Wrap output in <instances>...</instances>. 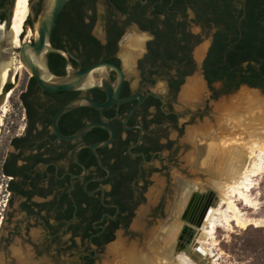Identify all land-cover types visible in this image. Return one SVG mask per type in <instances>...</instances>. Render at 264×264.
<instances>
[{
  "label": "flooded vegetation",
  "instance_id": "af4514ba",
  "mask_svg": "<svg viewBox=\"0 0 264 264\" xmlns=\"http://www.w3.org/2000/svg\"><path fill=\"white\" fill-rule=\"evenodd\" d=\"M13 2L0 0L2 22ZM33 2L40 14L43 0ZM246 2L72 0L66 5L57 22L58 48L70 53L76 70L100 62L117 66L123 78L119 98L130 100L103 113L80 107L63 115L58 128L64 136L91 124L108 127L63 140L53 126L57 112L78 97L107 102L106 90L50 93L27 71L19 85V113L5 121L3 108L18 76L10 68L0 81V264H95L118 232H130L141 210L146 212L136 231L148 242L149 232L160 237L170 227L185 200L173 254L188 248L206 205L216 202L213 192L204 200L197 195L212 191L206 173L222 150L218 100L254 88L244 82L253 75L252 50L239 49L249 32L237 17ZM100 20L103 40L94 33ZM87 35L104 48L99 60L87 55L82 41ZM51 55L50 68L59 73L52 72L65 75L67 59ZM110 78L117 84L120 75L110 70ZM196 82L202 84L198 91ZM188 88L198 100L181 101ZM109 129L112 143L97 155L92 147L112 138Z\"/></svg>",
  "mask_w": 264,
  "mask_h": 264
},
{
  "label": "bare ground",
  "instance_id": "6f19581e",
  "mask_svg": "<svg viewBox=\"0 0 264 264\" xmlns=\"http://www.w3.org/2000/svg\"><path fill=\"white\" fill-rule=\"evenodd\" d=\"M30 1L16 0L10 32L5 31L4 25V30H0V45L8 41L11 51L17 48L24 32L25 22L30 14ZM13 56L11 54L9 61L0 63V81L4 77L6 79L13 70ZM201 85L196 82L194 90L199 89ZM193 88L183 91L181 101L187 103L198 100L197 94H193ZM222 103L217 104L215 108L217 122L220 124L218 134L222 150L206 173L208 184L216 198V206L211 209L192 239L187 249L189 251L173 254L183 228L180 217L187 203L185 200L177 209L175 221L164 233H160V237L155 230L149 232L148 238L151 239L146 243V248L142 249L134 244L128 246L119 234L118 241L108 247L104 264H215L213 246L219 227L228 228L229 231H232L234 226L240 229H247L249 226L261 227L259 219L245 217L237 202L241 200L247 207L257 209L250 194L255 188L254 179L264 173V98L256 91L242 90ZM247 103L249 107L243 108V104ZM255 108L261 111L258 118L250 117L254 115ZM6 111L4 108V113ZM250 118L252 120L247 121ZM145 212H139L133 224L134 230H141Z\"/></svg>",
  "mask_w": 264,
  "mask_h": 264
},
{
  "label": "water",
  "instance_id": "95a60500",
  "mask_svg": "<svg viewBox=\"0 0 264 264\" xmlns=\"http://www.w3.org/2000/svg\"><path fill=\"white\" fill-rule=\"evenodd\" d=\"M72 0H43V9L40 14L33 10V0L29 3V18H32V32L35 35L33 41L23 42L22 46L18 49V57L15 56L16 49H10L8 41L2 42L0 45V63L8 61L11 54L25 67V69L35 78L38 85L43 91L50 93L59 92H85L90 89L103 88L108 94L107 102H98L91 98L78 97L70 101L60 111L57 112L53 119V126L56 134L63 140L72 141L79 139L86 135L93 128H108L103 124H91L82 128L78 133L72 136H64L60 133L58 123L60 118L80 107H91L101 113L111 104H122L130 99L122 100L119 98L120 90L123 84V78L120 69L110 63L100 62L96 63L84 70L74 69L71 63V55L69 52L56 48L52 45V35L57 26V22L61 13L68 3ZM16 0L11 5V11L7 22H3L5 31L10 32L12 23V17L14 12ZM51 54L61 55L67 59L66 74L63 76L55 75L49 64V57ZM110 70L116 71L119 75V81L114 84L110 78ZM247 90L256 91L264 98V92L257 88L246 87ZM234 94L223 96V100H228L233 97ZM110 130V129H109ZM112 138L108 141L101 142L93 146L97 154V149L109 146L113 140V131L110 130ZM98 155V154H97ZM212 195L210 189H205L204 193L198 194L197 197L204 200ZM216 206V203L206 205V215L202 219L201 223L197 226L201 228L205 218L209 214L212 208ZM192 231V230H191ZM186 248L185 250H187ZM187 250L186 252H188Z\"/></svg>",
  "mask_w": 264,
  "mask_h": 264
},
{
  "label": "rangeland",
  "instance_id": "374dc122",
  "mask_svg": "<svg viewBox=\"0 0 264 264\" xmlns=\"http://www.w3.org/2000/svg\"><path fill=\"white\" fill-rule=\"evenodd\" d=\"M101 18H103L101 16ZM102 20V19H101ZM100 20L98 26L96 27L94 33L95 35L100 39L103 40L104 34H103V25L102 21ZM3 22L0 21V30H4L2 27ZM26 25V23H25ZM32 27L27 26L25 30L24 26V36L21 38V42L19 41L15 56L18 57L19 48L22 46V43L33 41V34H32ZM13 56L14 59V68L13 73H16L18 71V76L16 78V82L13 85L14 89L10 92L11 96L8 100L7 105H5L4 108L7 109L6 113H2V119L5 121H10L15 118V113H19L20 103H19V96L21 94V90H23L22 87H19V85H23V83L28 79L27 70L23 67L22 64L19 62L18 59ZM11 58V56H10ZM9 58V59H10ZM8 59V61H9ZM239 93V92H238ZM238 93H236L234 96H236ZM223 97H220L218 100V104L223 102ZM228 103V102H227ZM4 104V103H3ZM223 104V103H222ZM243 108L249 107L248 103L243 104ZM254 115H251L250 117L258 118L261 114H259L261 111L256 110V108L253 110ZM252 118L248 119L247 121H251ZM244 128V127H243ZM255 188L253 189L251 195V200L254 204V206L257 209H252L250 207H247L244 202L241 200H238L237 205L241 212L245 215L247 219H259L260 220V226H249L247 229H240L236 226H234L232 231H229L228 228L225 227H219L217 229L216 235H215V243L213 246V252H214V259L215 264H263V263H257L255 255H253L251 252H241L240 248L245 240H252L257 243L264 244V173L254 179ZM262 219V220H261ZM133 224L131 225L130 232L128 234H124V232L120 231L117 234V237L115 240L108 245V247L113 246L118 241V235L121 234L123 240L128 246L134 245H140V248L146 245L147 241H141L142 237L138 234L136 230L133 229ZM143 245V246H142ZM108 247L106 250L101 253L100 257L96 260L95 264H104V262L107 260L108 256ZM176 257V256H175ZM67 260V257L65 255L62 256L61 262L65 263Z\"/></svg>",
  "mask_w": 264,
  "mask_h": 264
},
{
  "label": "trees",
  "instance_id": "16d2710c",
  "mask_svg": "<svg viewBox=\"0 0 264 264\" xmlns=\"http://www.w3.org/2000/svg\"><path fill=\"white\" fill-rule=\"evenodd\" d=\"M238 18H243L241 21L248 29V36H246L243 42L240 44L239 49L244 52L246 49L249 52L252 50L250 54L253 57L254 64L250 67V70L253 72V75L249 79H245L244 82H247L254 88H261L264 90V0H247L244 8H241L237 14ZM1 21V19H0ZM2 22V21H1ZM25 30L29 23V17L25 22ZM3 25V23H2ZM3 27V26H2ZM22 34L21 38L24 36ZM69 35H72L73 32L68 31ZM75 34L72 36L74 37ZM20 38V42H21ZM78 40H81L80 36ZM60 41V30L56 26L53 35H52V45L56 48L59 47ZM85 47L88 49L89 56L93 57L95 60H99V58L103 55V47L99 44V42L87 35L82 39ZM261 42V44H259ZM225 50V46H223ZM57 55H51V57H55ZM234 56L232 52L229 53V58ZM247 59V58H246ZM53 72L59 73L57 69L53 66L51 68ZM109 241H113V238H110ZM241 252H251L256 257L257 263L264 264V244L257 243L252 240H245L240 248Z\"/></svg>",
  "mask_w": 264,
  "mask_h": 264
}]
</instances>
